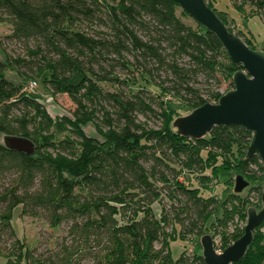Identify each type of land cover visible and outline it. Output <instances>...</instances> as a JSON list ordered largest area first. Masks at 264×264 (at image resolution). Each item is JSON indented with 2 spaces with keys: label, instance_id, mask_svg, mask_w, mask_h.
<instances>
[{
  "label": "trees",
  "instance_id": "trees-1",
  "mask_svg": "<svg viewBox=\"0 0 264 264\" xmlns=\"http://www.w3.org/2000/svg\"><path fill=\"white\" fill-rule=\"evenodd\" d=\"M241 1L239 8L264 9V0ZM179 8L173 0H0V23L10 25L0 37V241L14 236L13 246L0 250L7 264H205L196 251L174 259L171 240L201 234L219 208L224 223L229 206L179 182L180 174L219 173L233 163L261 182L263 163L246 155L252 133L243 126L216 125L198 139L172 126L175 102L191 111L216 103L243 69L214 33L185 23ZM212 9L228 28L227 13ZM8 44L20 51L11 53ZM7 68L20 85L4 77ZM35 79L50 95L70 98V115H50L42 95L25 86ZM203 80L216 82L206 96L197 85ZM222 81L229 85L224 91ZM88 125L97 136L85 132ZM4 135L30 138L34 154L8 149ZM18 210L67 225L69 242L56 259L35 257L17 237ZM261 238L253 231L234 264H264Z\"/></svg>",
  "mask_w": 264,
  "mask_h": 264
},
{
  "label": "rangeland",
  "instance_id": "rangeland-1",
  "mask_svg": "<svg viewBox=\"0 0 264 264\" xmlns=\"http://www.w3.org/2000/svg\"><path fill=\"white\" fill-rule=\"evenodd\" d=\"M206 2L211 5L212 8L227 13L226 23L228 28L249 48L264 51V9L254 8L250 4H244L242 8H239V6H241V0H206ZM180 11L181 8L177 10V14H179L185 23L192 26L196 25V22L190 16H181ZM9 33L10 25L8 23H0V37H4ZM7 50L11 53L12 51H20L15 44H8ZM0 61L5 62V55L1 47ZM4 77L14 85H20L22 83L18 73L10 68L5 70ZM35 80L37 82L36 86L33 89H29V91L42 95V101L50 115L52 117L62 114L70 115V112L74 108V104L70 98L66 94L50 95V93L40 85V82L37 79ZM32 81L33 80H30L25 85L27 89ZM218 84H220V91H224L229 87L227 81H222ZM197 85L201 89L200 93L206 96L210 90L215 88L216 82L213 80H203ZM105 88L113 89L108 83L105 84ZM175 105L179 107L174 117L183 116L191 112L189 109L181 108L179 102H175ZM156 124H158L156 121H150V125L154 126ZM85 132L89 135L97 136L93 125L85 127ZM0 141H2V135L0 136ZM232 164H230V169L220 170L219 173H216L213 169L211 172L210 169H206L204 172H188L184 170V172L180 174L178 178L179 182H184L186 186L199 187L200 192H202L204 196L211 195L212 197H216V199H220L219 206H229L230 213L228 220L223 223L222 210L219 208V210L211 216L213 222L212 220L207 221L204 225L205 229L201 234L187 235L182 238L176 235L177 238L171 240L170 243L171 254L174 259L183 251L188 255L193 254L195 251L201 253L202 247L200 238L203 234H209L212 237L214 249L217 253L222 252L244 233V227L247 223V208L250 206L255 207L257 210L262 208L263 203L261 196L256 189L259 185L262 192V180L260 182V179L248 178L243 173L239 172ZM251 168L256 175L260 174L257 166H251ZM201 174H209L210 180H204V178L200 177ZM238 174L242 175L249 184L240 193H235L234 186ZM260 176L262 178V174ZM238 195L242 197L241 199H248V202L241 205L242 202H239ZM157 204L155 205V212L159 213L160 207L158 206L159 204ZM234 206L237 207L236 211L233 208ZM241 207L242 209L240 210ZM12 224L17 237L22 239L24 245L34 251L35 257H41V259L48 256H51V260L56 259L54 255L60 253L63 243L65 241L69 242L67 234L68 229L65 223L60 224L58 227H53L44 219L22 215L18 210L17 215L15 213ZM258 226V228L254 229V232L256 231V233L260 234L262 236L261 240L264 242V220ZM167 231L168 233H172V235L174 234L172 226H168ZM225 235L228 237L226 240L223 238ZM13 241L14 236L10 237L5 234L3 240L0 241V250L3 252L7 251L13 246ZM156 247H158V245ZM5 261L4 258L0 257V264H7ZM81 264H90V262L84 259Z\"/></svg>",
  "mask_w": 264,
  "mask_h": 264
},
{
  "label": "water",
  "instance_id": "water-1",
  "mask_svg": "<svg viewBox=\"0 0 264 264\" xmlns=\"http://www.w3.org/2000/svg\"><path fill=\"white\" fill-rule=\"evenodd\" d=\"M195 22L214 33L223 45L230 60L242 66L233 74V89L216 103H204L190 113L176 117L172 126L185 137L202 138L216 125H240L252 133L247 156L256 154L263 163L261 200L263 206L247 208L244 233L222 252L214 249L209 234L200 238L201 256L205 264H233L238 262L251 244L254 229L264 220V51L249 48L238 36L228 30L205 0H173ZM3 144L11 150L28 155L35 152L33 140L23 136L4 135ZM249 184L237 175L234 192L240 193Z\"/></svg>",
  "mask_w": 264,
  "mask_h": 264
},
{
  "label": "built area",
  "instance_id": "built-area-1",
  "mask_svg": "<svg viewBox=\"0 0 264 264\" xmlns=\"http://www.w3.org/2000/svg\"><path fill=\"white\" fill-rule=\"evenodd\" d=\"M36 86V82L32 81L29 85L30 89H33Z\"/></svg>",
  "mask_w": 264,
  "mask_h": 264
}]
</instances>
